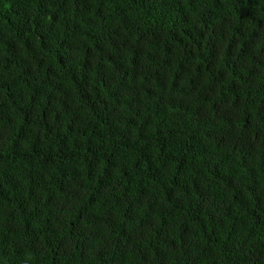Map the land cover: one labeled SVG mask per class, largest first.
<instances>
[{
	"label": "trees",
	"instance_id": "obj_1",
	"mask_svg": "<svg viewBox=\"0 0 264 264\" xmlns=\"http://www.w3.org/2000/svg\"><path fill=\"white\" fill-rule=\"evenodd\" d=\"M0 264H264V0H0Z\"/></svg>",
	"mask_w": 264,
	"mask_h": 264
}]
</instances>
